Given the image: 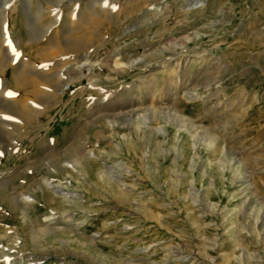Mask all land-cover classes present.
Returning a JSON list of instances; mask_svg holds the SVG:
<instances>
[{
	"label": "rangeland",
	"instance_id": "obj_1",
	"mask_svg": "<svg viewBox=\"0 0 264 264\" xmlns=\"http://www.w3.org/2000/svg\"><path fill=\"white\" fill-rule=\"evenodd\" d=\"M33 263L264 264V0H0V264Z\"/></svg>",
	"mask_w": 264,
	"mask_h": 264
},
{
	"label": "bare ground",
	"instance_id": "obj_2",
	"mask_svg": "<svg viewBox=\"0 0 264 264\" xmlns=\"http://www.w3.org/2000/svg\"><path fill=\"white\" fill-rule=\"evenodd\" d=\"M97 4V3H96ZM98 5V4H97ZM201 5V3L200 2H193V3H189L187 6H186V9H191L192 7L193 8H196V7H199ZM101 6V5H100ZM4 8V7H3ZM103 8V7H102ZM158 9V8H157ZM6 10H8V8L6 9V7H5V12H3L2 13V19H3V21H5L6 20ZM162 9H159V11L160 12H162L161 11ZM107 12V11H106ZM71 14H73V12L71 13ZM72 16V15H71ZM78 16V15H77ZM81 22V20H78V21H76L75 23H77V24H79ZM67 26V25H66ZM194 58H190L189 60H190V62L192 61V62H195L194 60H193ZM191 62V63H192ZM182 69H184L183 68V64L181 63V62H179V61H177L176 63H174V64H172V67H171V70H170V75H169V77H170V80H175L176 82H177V80L178 79H180V80H182V77L184 78H187V77H189L192 73V65L190 66V67H188V68H186L185 70H186V72H185V75H182L181 76V78H180V76H179V78H178V74L180 73V71L182 70ZM29 72V71H28ZM180 75V74H179ZM37 76H40V77H42V78H44V79H49L50 78V76L49 75H47V74H45V73H43V74H38ZM59 76H60V74H59ZM162 77V76H161ZM160 77V78H161ZM172 78V79H171ZM58 79V78H57ZM21 81V80H20ZM153 95V94H152ZM155 95V94H154ZM188 97L189 98H192L193 97V94L191 93V92H189L188 93ZM151 98V106L149 107V108H151V109H155L157 106H155V103H154V101H153V99H152V97H150ZM160 100V99H159ZM132 101V99H130V100H126V99H120V101H118L117 102V105L116 106H114L115 108H124L125 106L127 107V106H132V104L130 103ZM139 101V100H138ZM135 105H139V102H136L135 103ZM157 109V108H156ZM147 114V113H146ZM149 114H151V111H149ZM152 115V114H151ZM155 115V114H154ZM153 115V116H154ZM111 122V121H110ZM113 123V122H112ZM87 155L88 154H91V155H94V153L93 152H89V153H86ZM80 156H86L85 154H78V156L76 157L77 159H80L81 157ZM47 186H48V188H50L54 193H57V194H60V195H63V196H65L66 198H69V197H72V192L71 193H69V192H66L64 189H63V187L61 186V185H57V184H54V183H47L46 184ZM16 196V195H15ZM27 196V195H26ZM17 197V196H16ZM26 198V197H25ZM17 200V199H16ZM47 219H49V218H47ZM33 264H37V263H33Z\"/></svg>",
	"mask_w": 264,
	"mask_h": 264
}]
</instances>
